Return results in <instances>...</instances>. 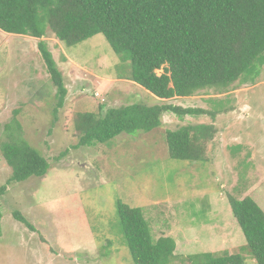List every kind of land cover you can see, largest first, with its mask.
<instances>
[{"label":"rangeland","instance_id":"rangeland-1","mask_svg":"<svg viewBox=\"0 0 264 264\" xmlns=\"http://www.w3.org/2000/svg\"><path fill=\"white\" fill-rule=\"evenodd\" d=\"M43 39L68 89L58 113L39 39L0 29V187H7L0 197V264H136L121 233L119 200L143 209L156 239L176 240L174 264H190L191 255L204 252H241L247 241L230 196H249L264 210V66L255 80L242 78L223 92L160 100L123 78L130 63L104 35L67 47L48 28ZM134 103L220 113L184 119L165 113L150 132L79 145V113L105 114ZM201 123L216 128L205 161L172 158L167 131ZM17 138L48 159L45 177L11 181L1 147Z\"/></svg>","mask_w":264,"mask_h":264},{"label":"trees","instance_id":"trees-1","mask_svg":"<svg viewBox=\"0 0 264 264\" xmlns=\"http://www.w3.org/2000/svg\"><path fill=\"white\" fill-rule=\"evenodd\" d=\"M48 28L67 47L104 35L130 63L129 74L123 78L160 100L190 97L208 89L223 92L242 78L255 80L264 66V0H0V29L39 39V52L57 88L55 113L64 106L68 89L43 39ZM219 111L134 103L109 108L105 114L83 112L76 126L81 133L79 145L107 143L123 133L150 132L163 124L165 113L180 119L206 114L216 118ZM215 130L213 124L204 123L168 130L170 156L205 161L206 145L214 139ZM1 148L12 168L11 181L42 178L51 169L48 159L25 139L4 142ZM6 189L0 187V197ZM230 205L247 245L239 253L194 254L190 264H248L244 253L264 264V210L249 196H230ZM117 213L136 264H174L176 240L171 236L156 239L141 207L119 200ZM15 216L31 227L20 213ZM2 219L0 206V236Z\"/></svg>","mask_w":264,"mask_h":264}]
</instances>
